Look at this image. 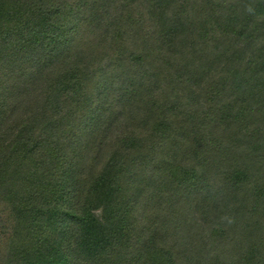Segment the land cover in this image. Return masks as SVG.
Masks as SVG:
<instances>
[{
    "label": "trees",
    "instance_id": "16d2710c",
    "mask_svg": "<svg viewBox=\"0 0 264 264\" xmlns=\"http://www.w3.org/2000/svg\"><path fill=\"white\" fill-rule=\"evenodd\" d=\"M0 201V264H264V0H0Z\"/></svg>",
    "mask_w": 264,
    "mask_h": 264
},
{
    "label": "rangeland",
    "instance_id": "374dc122",
    "mask_svg": "<svg viewBox=\"0 0 264 264\" xmlns=\"http://www.w3.org/2000/svg\"><path fill=\"white\" fill-rule=\"evenodd\" d=\"M9 206L2 201H0V259H5V246L3 245V240H5L12 230V222L9 215ZM1 264H6L2 262Z\"/></svg>",
    "mask_w": 264,
    "mask_h": 264
}]
</instances>
